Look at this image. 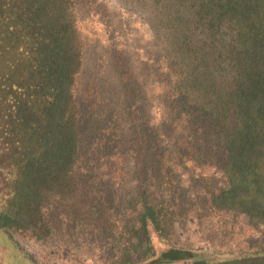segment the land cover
Listing matches in <instances>:
<instances>
[{
    "label": "trees",
    "instance_id": "16d2710c",
    "mask_svg": "<svg viewBox=\"0 0 264 264\" xmlns=\"http://www.w3.org/2000/svg\"><path fill=\"white\" fill-rule=\"evenodd\" d=\"M132 1L153 47L130 61L112 36L106 68L89 74L74 6L98 13L100 0H0V225L145 253L184 212L165 178L185 156L229 176L210 209L264 221V0ZM116 158L133 162L136 193L105 179Z\"/></svg>",
    "mask_w": 264,
    "mask_h": 264
},
{
    "label": "rangeland",
    "instance_id": "374dc122",
    "mask_svg": "<svg viewBox=\"0 0 264 264\" xmlns=\"http://www.w3.org/2000/svg\"><path fill=\"white\" fill-rule=\"evenodd\" d=\"M100 1L103 7L98 13L78 4L74 6L75 26L88 45L85 69L89 74L91 69L99 74L106 68L112 36H116L114 43L119 48L130 52V61L136 60L141 49L153 47L150 41L154 32L146 10L132 0ZM111 78L110 84L117 85L115 77ZM150 105L151 122H160L161 107L153 99ZM113 163V172L105 178L108 183L123 196L136 193L139 180L130 171L133 162L116 158ZM176 173L165 178L166 184L172 182L165 193L173 189L181 193L187 202L184 212L175 222H167L172 229L163 238L151 233L149 247L144 245L145 253L109 249L103 241L86 233L74 237L60 232L40 236L32 228L16 227L17 222L11 227V222H6L0 225V264H147L136 262L171 248L190 254L203 253L220 261L264 253V221L247 213L213 210L206 203L211 191H217L229 177L219 166L207 164L203 157L196 160L185 156ZM5 194L6 190L0 188V204H4ZM31 223L34 222L28 226Z\"/></svg>",
    "mask_w": 264,
    "mask_h": 264
},
{
    "label": "flooded vegetation",
    "instance_id": "af4514ba",
    "mask_svg": "<svg viewBox=\"0 0 264 264\" xmlns=\"http://www.w3.org/2000/svg\"><path fill=\"white\" fill-rule=\"evenodd\" d=\"M168 250H176V249H168ZM177 251H181L184 252V256H182L181 258H176L174 260H171L169 262H166L164 264H206V263H213V262H220V260L215 259L213 256H209L203 253H198V252H193V253H188L186 251H182V250H177ZM165 251H160L157 255L154 253L152 255V257H150L149 259L146 260H140L141 262H136V263H147V264H155L154 260L155 258L159 257V255ZM264 253H260V254H252L251 256H257V255H262ZM245 257H250L249 255L245 256ZM238 258H243V257H238ZM232 260V259H231ZM145 261V262H144ZM226 261V260H224ZM134 264V263H132ZM260 264H264V263H260Z\"/></svg>",
    "mask_w": 264,
    "mask_h": 264
},
{
    "label": "water",
    "instance_id": "95a60500",
    "mask_svg": "<svg viewBox=\"0 0 264 264\" xmlns=\"http://www.w3.org/2000/svg\"><path fill=\"white\" fill-rule=\"evenodd\" d=\"M260 263H264V254L220 261V262L206 263V264H260Z\"/></svg>",
    "mask_w": 264,
    "mask_h": 264
}]
</instances>
